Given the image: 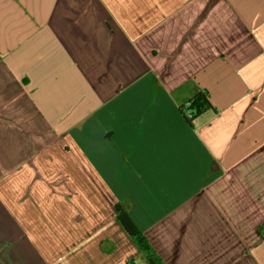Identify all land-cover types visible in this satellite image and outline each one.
Returning a JSON list of instances; mask_svg holds the SVG:
<instances>
[{
  "label": "crops",
  "instance_id": "0c3cea01",
  "mask_svg": "<svg viewBox=\"0 0 264 264\" xmlns=\"http://www.w3.org/2000/svg\"><path fill=\"white\" fill-rule=\"evenodd\" d=\"M0 170V264H264V0H0Z\"/></svg>",
  "mask_w": 264,
  "mask_h": 264
},
{
  "label": "trees",
  "instance_id": "16d2710c",
  "mask_svg": "<svg viewBox=\"0 0 264 264\" xmlns=\"http://www.w3.org/2000/svg\"><path fill=\"white\" fill-rule=\"evenodd\" d=\"M189 101L191 103V109L194 111L193 117H196V116L200 115L202 112L213 107L208 96H207V93L204 91H199ZM192 118H190V119H192ZM116 210H117L118 220L120 221V223L122 224L124 229L127 231V233L137 240L140 248L145 250L146 257H147L148 261L150 262V264H160L159 260L157 259L156 255L154 254L153 249L147 243V239H146L143 231L137 225V223L135 222V220L131 216L130 212L121 203L116 204ZM258 230L264 238V224L260 225Z\"/></svg>",
  "mask_w": 264,
  "mask_h": 264
},
{
  "label": "rangeland",
  "instance_id": "374dc122",
  "mask_svg": "<svg viewBox=\"0 0 264 264\" xmlns=\"http://www.w3.org/2000/svg\"><path fill=\"white\" fill-rule=\"evenodd\" d=\"M63 144L64 145L60 146V148L57 149V152H55L54 150L51 151V153L54 154L53 157L48 161L49 163L48 167L52 171L53 176H71L72 165L70 164V161L72 160L73 157L78 156L77 153L74 156H72L73 150L71 146L67 144V142H63ZM75 152H77V150H75ZM78 175L84 176V173H82V170L80 171L79 168L78 169L76 168V176Z\"/></svg>",
  "mask_w": 264,
  "mask_h": 264
},
{
  "label": "built area",
  "instance_id": "2783aa9c",
  "mask_svg": "<svg viewBox=\"0 0 264 264\" xmlns=\"http://www.w3.org/2000/svg\"><path fill=\"white\" fill-rule=\"evenodd\" d=\"M185 107H186V109H187V117L188 118H192L193 116H194V111L191 109V103H190V101H188L186 104H185Z\"/></svg>",
  "mask_w": 264,
  "mask_h": 264
}]
</instances>
